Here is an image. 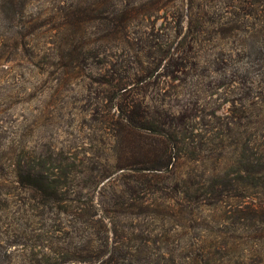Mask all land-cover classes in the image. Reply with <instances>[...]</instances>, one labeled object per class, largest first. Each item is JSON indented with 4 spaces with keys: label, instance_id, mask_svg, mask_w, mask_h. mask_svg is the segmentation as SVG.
<instances>
[{
    "label": "rangeland",
    "instance_id": "1",
    "mask_svg": "<svg viewBox=\"0 0 264 264\" xmlns=\"http://www.w3.org/2000/svg\"><path fill=\"white\" fill-rule=\"evenodd\" d=\"M0 264H264V0H0Z\"/></svg>",
    "mask_w": 264,
    "mask_h": 264
},
{
    "label": "trees",
    "instance_id": "2",
    "mask_svg": "<svg viewBox=\"0 0 264 264\" xmlns=\"http://www.w3.org/2000/svg\"><path fill=\"white\" fill-rule=\"evenodd\" d=\"M123 114L124 115L121 118V122H122L121 124L129 135H131L132 133L136 134V132H139V133H142L143 136L150 137L156 133L153 122L148 121L147 118L141 116V117H138L139 119H135L136 117H135L134 111H129V112L127 111ZM179 120L181 122V119ZM179 120H177V122ZM172 121L173 119L169 120L168 122L170 123ZM150 146L151 145L149 143V147ZM126 153L128 154V156H132V157L137 156L139 159V162L136 163V162L130 161V157H125L124 160L121 161L122 165L120 169H129L131 167L136 166L133 169V171L137 174H140V173L143 174L151 170H156V168H162L164 164L166 163V161L162 162V160L160 161V160L153 159L152 155H150L147 151L144 153H140L138 147H136L135 150L126 149ZM143 155H144V158H143ZM41 180L44 182V184L41 183ZM19 181L20 183L29 185L36 191H39V192L43 191V193H41L43 195H46L47 190H52V188H54L53 184H50V182H47L46 178L45 177L43 178V176L41 175L32 176L31 181H27L26 179H24L23 181V179L21 178L19 179Z\"/></svg>",
    "mask_w": 264,
    "mask_h": 264
}]
</instances>
